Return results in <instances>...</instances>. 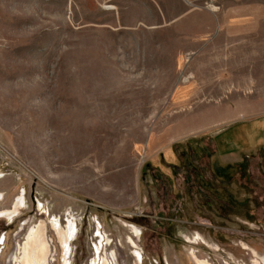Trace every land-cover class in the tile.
Listing matches in <instances>:
<instances>
[{"label": "rangeland", "instance_id": "obj_1", "mask_svg": "<svg viewBox=\"0 0 264 264\" xmlns=\"http://www.w3.org/2000/svg\"><path fill=\"white\" fill-rule=\"evenodd\" d=\"M144 2L0 0V264L40 224L64 264L53 222L66 264H264V131L219 143L264 117V0Z\"/></svg>", "mask_w": 264, "mask_h": 264}, {"label": "crops", "instance_id": "obj_2", "mask_svg": "<svg viewBox=\"0 0 264 264\" xmlns=\"http://www.w3.org/2000/svg\"><path fill=\"white\" fill-rule=\"evenodd\" d=\"M129 1L131 0H113V31L115 32L132 30V23L138 20L135 15H133V11L137 8L133 9L131 5H126V2ZM141 1H145L142 4L145 5V9L141 7V10L143 11V14L141 16L142 19H147V29L151 31L165 30L175 23H178L185 19H192L194 15L196 17L200 14L214 16L217 12V10L212 9L197 12L198 10L194 9L193 7H189V5L183 4L182 2H180V0H176L177 5L180 7L179 10L181 11L175 15V19L168 22L169 20L167 19V12L165 11L161 3V0ZM121 3H124V5H122ZM181 25L183 26V24ZM175 31L178 32L177 30ZM249 128L253 129V131H257L258 129L260 131H264V117L250 124H244L242 122L232 125V127L226 129V132L222 134L219 140L220 145L225 147V151H228L230 146L231 148H235L237 145H235L234 143H237L236 138L238 137V134H241L240 137H244V132L245 134H248V132L251 131V129ZM260 139L264 140V137H261Z\"/></svg>", "mask_w": 264, "mask_h": 264}, {"label": "bare ground", "instance_id": "obj_3", "mask_svg": "<svg viewBox=\"0 0 264 264\" xmlns=\"http://www.w3.org/2000/svg\"><path fill=\"white\" fill-rule=\"evenodd\" d=\"M1 201V196H0ZM22 199H18L10 210H0V218L11 219L15 217L17 209L22 205ZM53 230L57 234L61 250L63 252V263L70 252L71 241L75 236V228L70 223L66 230L61 229L57 223H52ZM129 245L135 247V243L130 239ZM18 257L16 264H50L52 260L51 246L46 234L45 226L40 224L36 228H31L26 241L17 249ZM107 262V261H106ZM102 264H106L105 261ZM198 264H208L198 262Z\"/></svg>", "mask_w": 264, "mask_h": 264}]
</instances>
